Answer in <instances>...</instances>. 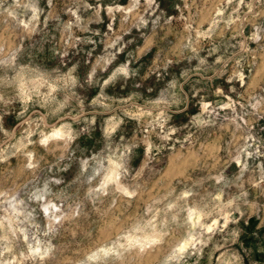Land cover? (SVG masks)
<instances>
[{"label": "rangeland", "instance_id": "1", "mask_svg": "<svg viewBox=\"0 0 264 264\" xmlns=\"http://www.w3.org/2000/svg\"><path fill=\"white\" fill-rule=\"evenodd\" d=\"M0 264H264V0H0Z\"/></svg>", "mask_w": 264, "mask_h": 264}]
</instances>
